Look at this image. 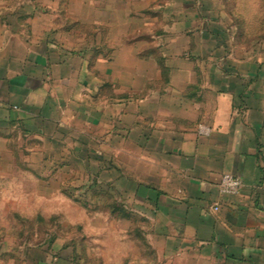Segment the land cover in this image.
<instances>
[{
  "label": "crops",
  "instance_id": "crops-1",
  "mask_svg": "<svg viewBox=\"0 0 264 264\" xmlns=\"http://www.w3.org/2000/svg\"><path fill=\"white\" fill-rule=\"evenodd\" d=\"M53 9H43L42 0H0V140L10 130L42 132L47 125L54 134L75 100H82L83 120L105 114L88 105L87 91L78 93L83 87L99 99L109 93L114 109L122 107L114 146L146 163L145 173L131 166L133 196L177 242L169 253L173 264H264V76L237 75L227 61L220 77L210 79L217 90H203L200 78L186 79L182 88L170 57L155 47L119 45L127 54L108 60L100 51L90 58L75 53L73 42L61 38ZM152 62L157 78L147 70ZM105 65L119 80H106ZM225 173L241 178L239 194L220 192Z\"/></svg>",
  "mask_w": 264,
  "mask_h": 264
},
{
  "label": "rangeland",
  "instance_id": "rangeland-1",
  "mask_svg": "<svg viewBox=\"0 0 264 264\" xmlns=\"http://www.w3.org/2000/svg\"><path fill=\"white\" fill-rule=\"evenodd\" d=\"M42 2L47 11L56 8L61 38L89 58L96 51L105 60L127 54L119 45L155 47L170 57L177 86L200 78L206 92L217 90L210 79L220 77L222 62L232 61L241 75L259 70L264 76L258 67L264 63V0ZM146 66L159 77L154 62ZM104 75L119 80L112 66H104ZM260 87L264 91V83ZM88 89L78 96L87 91L88 105L105 114L83 120L82 100H75L57 133L48 125L42 132L21 128L0 140V264L177 263L169 254L177 242L133 196L131 166L145 173L146 163H137L130 148L114 146L122 107L114 109L109 93L99 99Z\"/></svg>",
  "mask_w": 264,
  "mask_h": 264
},
{
  "label": "built area",
  "instance_id": "built-area-1",
  "mask_svg": "<svg viewBox=\"0 0 264 264\" xmlns=\"http://www.w3.org/2000/svg\"><path fill=\"white\" fill-rule=\"evenodd\" d=\"M201 133H206L207 129L205 130L203 127H200ZM242 187V180L239 176L232 174V173H225L222 176L219 189L222 194L225 195H237L239 194ZM220 208L219 203L214 204V209L218 210Z\"/></svg>",
  "mask_w": 264,
  "mask_h": 264
},
{
  "label": "trees",
  "instance_id": "trees-1",
  "mask_svg": "<svg viewBox=\"0 0 264 264\" xmlns=\"http://www.w3.org/2000/svg\"><path fill=\"white\" fill-rule=\"evenodd\" d=\"M258 67H260L261 69H262V68L264 69V63H261ZM258 67H257V68H258ZM231 70H232V69H231L230 67H225V68H224V71H225L227 74H230ZM231 74H232V73H231ZM252 74H254V75H256V76L261 75L260 72H259V70H253V73H252ZM237 75H239V73H237ZM233 86H237V85H236L235 83H233ZM243 86L245 87L246 84L243 85ZM49 129L51 130L50 127H49ZM53 133L55 134V133H57V131H54ZM141 194H142L143 196L145 195L144 192H142V191H141ZM144 198H145V197H144ZM140 205H141L142 208L145 207V203H144V202L141 203Z\"/></svg>",
  "mask_w": 264,
  "mask_h": 264
}]
</instances>
